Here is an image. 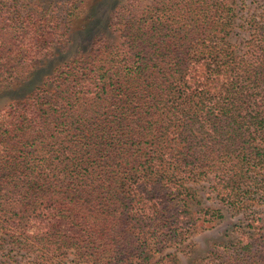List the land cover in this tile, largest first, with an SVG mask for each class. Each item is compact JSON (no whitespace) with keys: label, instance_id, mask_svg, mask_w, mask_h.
<instances>
[{"label":"trees","instance_id":"trees-1","mask_svg":"<svg viewBox=\"0 0 264 264\" xmlns=\"http://www.w3.org/2000/svg\"><path fill=\"white\" fill-rule=\"evenodd\" d=\"M84 1L0 0V88L63 47ZM236 5L124 0L111 14L115 42L95 37L89 59L54 69L53 89L0 107V248L12 244L26 257L19 264L69 254L84 264L170 262L164 248L182 249L199 220L222 216L189 210L187 183L203 179L244 222L187 264H257L264 15L236 21Z\"/></svg>","mask_w":264,"mask_h":264},{"label":"rangeland","instance_id":"rangeland-1","mask_svg":"<svg viewBox=\"0 0 264 264\" xmlns=\"http://www.w3.org/2000/svg\"><path fill=\"white\" fill-rule=\"evenodd\" d=\"M123 1L85 0L84 11L80 16L73 19L67 30L63 47L50 55L41 66L32 71L29 77L23 81L7 87H1L0 107L10 101L23 99L34 91L37 86L44 85L53 89L48 78L52 75L54 69L72 58L89 59L90 45L95 37H102L108 42H115L117 35L110 26V19L115 7ZM148 1L142 0L143 3ZM245 12L264 15V0H237L236 21H241V15ZM235 30L238 31V34H236L238 37L243 36L244 32L241 28L236 27ZM233 36L231 39H233ZM187 185L191 191V197L187 200V206L191 212H195L201 206L209 205L218 207L222 216L210 223L199 220L193 232L184 240L183 244L185 246L182 249H175L172 246L164 248L163 251L173 254L172 260L164 264H187L193 255L204 254L212 246L221 249V244H224L227 239L234 240L240 232V229L235 230L233 228L232 230V224L237 223L242 226L244 222L243 212L234 211L226 204L220 202L208 186V181L202 179L197 182H189ZM256 207L260 210L264 209V200L257 204ZM19 252L22 253L23 250ZM70 257L71 254L62 257L57 256L54 258V263L48 264H84V262L78 263L75 260L69 261ZM19 259L24 260L26 257L22 258L12 244L4 241L3 247L0 248V264H19ZM23 260H21L20 264H23ZM253 260H256L255 263L257 264H264V252L263 255L254 256Z\"/></svg>","mask_w":264,"mask_h":264}]
</instances>
